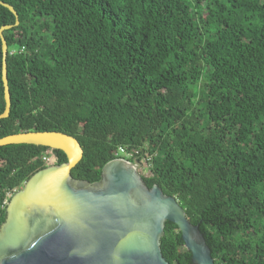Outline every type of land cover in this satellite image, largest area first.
Here are the masks:
<instances>
[{
	"label": "trees",
	"instance_id": "obj_1",
	"mask_svg": "<svg viewBox=\"0 0 264 264\" xmlns=\"http://www.w3.org/2000/svg\"><path fill=\"white\" fill-rule=\"evenodd\" d=\"M0 2L18 21L0 5V27L11 26L0 139L75 138L70 175L88 184L118 147L135 148L149 157L144 184L177 201L214 264H264V0ZM1 61L0 41V114ZM46 149L0 147V225ZM160 252L192 264L170 222Z\"/></svg>",
	"mask_w": 264,
	"mask_h": 264
},
{
	"label": "water",
	"instance_id": "obj_2",
	"mask_svg": "<svg viewBox=\"0 0 264 264\" xmlns=\"http://www.w3.org/2000/svg\"><path fill=\"white\" fill-rule=\"evenodd\" d=\"M15 17L12 7L0 2ZM0 27L4 110L9 111L6 43ZM27 144L61 151L66 162L33 174L10 196L0 225V264H168L160 252L164 223L174 224L192 264H214L196 225L173 197L147 188L141 164L113 159L100 181H76L70 171L80 161L77 140L58 132H27L0 139V147Z\"/></svg>",
	"mask_w": 264,
	"mask_h": 264
},
{
	"label": "built area",
	"instance_id": "obj_3",
	"mask_svg": "<svg viewBox=\"0 0 264 264\" xmlns=\"http://www.w3.org/2000/svg\"><path fill=\"white\" fill-rule=\"evenodd\" d=\"M23 51V48L20 49V52ZM51 149H46L41 156V161L45 165V167L54 166L56 163V157ZM139 155V152L135 148H127V147H118L113 152L114 159H121L127 162H131L132 159H136ZM141 165H146L149 162V157L144 154L141 159L138 161Z\"/></svg>",
	"mask_w": 264,
	"mask_h": 264
},
{
	"label": "rangeland",
	"instance_id": "obj_4",
	"mask_svg": "<svg viewBox=\"0 0 264 264\" xmlns=\"http://www.w3.org/2000/svg\"><path fill=\"white\" fill-rule=\"evenodd\" d=\"M148 166H149L148 164H146V165H142L141 168H139V169L137 170L138 174H139L141 177H148V176H150Z\"/></svg>",
	"mask_w": 264,
	"mask_h": 264
}]
</instances>
